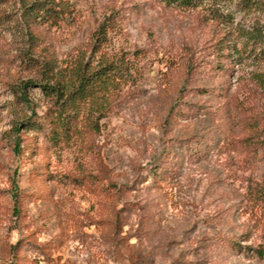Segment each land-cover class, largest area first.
<instances>
[{
    "label": "rangeland",
    "instance_id": "rangeland-1",
    "mask_svg": "<svg viewBox=\"0 0 264 264\" xmlns=\"http://www.w3.org/2000/svg\"><path fill=\"white\" fill-rule=\"evenodd\" d=\"M236 2L183 9L77 0L76 20L51 30L57 60L67 66L77 52L87 55L95 26L117 12L97 56L132 59L140 79L135 96L112 103L100 119L91 100L79 101L54 142L26 126L13 129L19 119L41 118L50 100L30 87L26 105L0 85V264H264L251 255L264 244V209L246 196L264 165L260 152L239 144L264 127V56L233 53L230 73L202 67L217 38L227 32L233 41L264 22V11ZM25 62L15 34L0 30V82L38 77ZM177 101L195 111L171 122ZM202 135L213 148L188 161L181 144ZM159 165L170 175L154 182L149 173ZM219 238L240 248L226 251Z\"/></svg>",
    "mask_w": 264,
    "mask_h": 264
},
{
    "label": "trees",
    "instance_id": "trees-1",
    "mask_svg": "<svg viewBox=\"0 0 264 264\" xmlns=\"http://www.w3.org/2000/svg\"><path fill=\"white\" fill-rule=\"evenodd\" d=\"M77 0H0V30H9L15 34L18 43V53L26 61V66L34 68L38 74L35 79H29L19 83L1 81L0 85L8 88L17 98L27 105V90L37 87L51 102L44 115L40 117H27L19 119L13 126L15 132L20 127L26 126L33 129L44 142H54L59 136L60 129H67L74 120L79 101L91 100L95 105L97 118H102L107 108L114 102L126 101L128 95L134 97L136 84L140 74L134 76L136 64L132 59L120 58L103 59L100 54L107 45L108 32L120 21L122 16L116 14L105 15L91 32L88 54L79 51L73 60L64 66L61 64L51 47V30L58 29L64 24L76 20ZM148 4H160L167 7L183 9L195 8L201 0H145ZM242 9L257 8L264 11V0H237ZM215 17L218 14L210 9ZM227 33V32H226ZM216 39L208 52V59L202 65L205 71L216 70L230 73L229 64L233 59V53L243 56L253 54L264 56V22L256 23L250 29L240 30L233 41L227 34ZM143 50L134 51L136 57H143ZM139 53V54H138ZM191 65L187 68L189 71ZM125 87H127L125 89ZM193 93L205 94L199 88L191 90ZM195 105L191 103L181 104L175 102L169 108V121H174L176 116L191 117L194 114ZM175 116V117H174ZM184 118V119H185ZM190 143L181 144L184 157L188 161H199L206 156L208 149L213 148L212 137L201 136ZM17 141V139H16ZM168 146L174 142L173 138H167ZM242 149H253L261 153L264 165V127L257 137H246L239 142ZM19 153V145L16 144ZM170 152L164 153L163 162L170 161ZM161 161V160H160ZM168 170L167 166L159 165L150 170L152 180L160 181L170 175L162 172ZM172 171V170H171ZM18 192L14 188L12 197L18 201ZM247 199L264 209V173L261 180L247 191ZM218 245L226 251L240 248L235 239L219 238ZM246 249L248 247H245ZM253 257L264 259V244H258L251 248Z\"/></svg>",
    "mask_w": 264,
    "mask_h": 264
}]
</instances>
